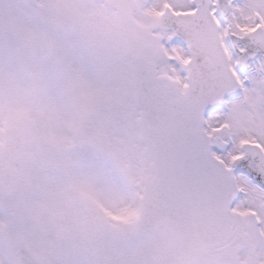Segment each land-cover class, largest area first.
<instances>
[{"label": "snow or ice", "instance_id": "6c2138e0", "mask_svg": "<svg viewBox=\"0 0 264 264\" xmlns=\"http://www.w3.org/2000/svg\"><path fill=\"white\" fill-rule=\"evenodd\" d=\"M0 264H264V0H0Z\"/></svg>", "mask_w": 264, "mask_h": 264}, {"label": "rangeland", "instance_id": "374dc122", "mask_svg": "<svg viewBox=\"0 0 264 264\" xmlns=\"http://www.w3.org/2000/svg\"><path fill=\"white\" fill-rule=\"evenodd\" d=\"M181 47V46H180Z\"/></svg>", "mask_w": 264, "mask_h": 264}]
</instances>
